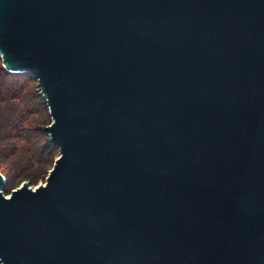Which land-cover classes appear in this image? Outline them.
Here are the masks:
<instances>
[{"label":"water","instance_id":"obj_1","mask_svg":"<svg viewBox=\"0 0 264 264\" xmlns=\"http://www.w3.org/2000/svg\"><path fill=\"white\" fill-rule=\"evenodd\" d=\"M0 59L58 151L0 264H264V0H0Z\"/></svg>","mask_w":264,"mask_h":264},{"label":"rangeland","instance_id":"obj_2","mask_svg":"<svg viewBox=\"0 0 264 264\" xmlns=\"http://www.w3.org/2000/svg\"><path fill=\"white\" fill-rule=\"evenodd\" d=\"M2 70L0 61V173L9 194L24 182L31 188L44 184L58 151L45 148L48 135L41 127L51 117L39 100L36 81L11 75L6 79Z\"/></svg>","mask_w":264,"mask_h":264},{"label":"trees","instance_id":"obj_3","mask_svg":"<svg viewBox=\"0 0 264 264\" xmlns=\"http://www.w3.org/2000/svg\"><path fill=\"white\" fill-rule=\"evenodd\" d=\"M1 61V60H0ZM3 68V67H2ZM3 73L5 74L4 76H5V78L6 79H8L9 78V76L11 75V77L13 76V77H25V78H27L28 80H32L33 78H31L30 76H28L27 74H12V73H9V72H7L6 70H4V68H3ZM39 100L42 102V104H44L43 103V101H42V98L39 96ZM45 105V104H44ZM45 148L47 149V151L49 150V149H52L51 148V146L50 145H48V144H46L45 145ZM4 191V190H3ZM4 193H5V191H4ZM5 194H8V193H5Z\"/></svg>","mask_w":264,"mask_h":264},{"label":"bare ground","instance_id":"obj_4","mask_svg":"<svg viewBox=\"0 0 264 264\" xmlns=\"http://www.w3.org/2000/svg\"><path fill=\"white\" fill-rule=\"evenodd\" d=\"M8 198H9V196H8Z\"/></svg>","mask_w":264,"mask_h":264}]
</instances>
